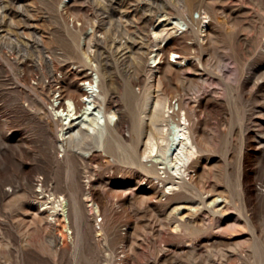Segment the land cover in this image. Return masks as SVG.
<instances>
[{"label":"bare ground","instance_id":"bare-ground-1","mask_svg":"<svg viewBox=\"0 0 264 264\" xmlns=\"http://www.w3.org/2000/svg\"><path fill=\"white\" fill-rule=\"evenodd\" d=\"M89 1L50 0L53 6L59 5L58 14L68 33L49 39L47 48L26 43L24 53L18 45L11 47L16 61L10 64L18 71L20 86L27 91L26 109L42 124L49 141L45 172L33 179L14 174L1 181L0 196L11 204L21 192L23 197L28 194L25 211L32 225L14 227L11 248L16 252V263L26 264L29 255L46 264H91L85 252L89 244L99 249L102 246V241L95 239L99 216L100 229L116 234L130 247L120 264L136 258L139 237L148 229L153 238L167 229L178 239L187 240L170 244L164 251L157 250L153 260L145 264L172 260L191 263L199 258L201 250L204 252V247L221 244L214 235L207 239L212 229L208 214L227 219L233 212L249 232L237 241L232 238L229 244L249 243L254 252L236 253L239 259L253 258L264 263V235H257L254 207L249 204L245 153L239 159L235 181H229L227 187L222 185L218 181L221 167L211 165L215 156L213 138L205 135L204 121L198 118L212 98L187 97V89L197 81L182 72L198 71L205 56L199 62L190 56L195 45H185L183 55L177 53L173 41L160 45L164 34L181 29V36L175 39L184 43L195 35L193 28L205 20L199 35L201 47L209 52L216 47L213 25L202 9L209 2L175 0L184 21L161 14L154 27L157 41L151 42L153 55L145 58L144 53L133 52L132 62L119 66L118 59L112 62L104 52L91 50L95 34L102 30L82 12L81 3ZM210 8L212 15L217 16V9ZM194 9H199L198 19L192 15ZM147 23L151 24L149 19ZM88 27L94 33L88 34ZM227 35L237 58L236 45L243 38L234 28L227 29ZM172 55L176 60L170 58ZM149 60L155 70L146 65ZM94 62L95 66L91 64ZM143 72L148 75L147 80ZM260 84L254 86L259 88ZM256 109V114L264 119V106ZM111 117L117 118L114 125L109 121ZM230 139L228 136L227 143ZM214 169L216 181L209 187L207 179ZM19 179L35 190L26 193L18 189ZM260 191L256 197L264 205V190ZM70 218L74 219L77 236L67 244ZM62 222H66L65 226ZM122 227L124 235H120ZM34 236H39V240L34 242ZM212 256L213 251L208 250L204 264H225L231 257L215 262Z\"/></svg>","mask_w":264,"mask_h":264},{"label":"rangeland","instance_id":"rangeland-1","mask_svg":"<svg viewBox=\"0 0 264 264\" xmlns=\"http://www.w3.org/2000/svg\"><path fill=\"white\" fill-rule=\"evenodd\" d=\"M207 2L209 5L202 9L207 11L206 20L213 25L217 38L216 47L210 52L201 47L202 39L199 35L205 20L193 28L195 35L184 40V43L175 39L181 36V29L171 35L164 34L160 45L164 46L167 42L173 41L178 48L177 53L182 55L186 52L185 45H195L196 48L190 51V56L198 62L202 55L205 56L202 64L198 66V71L182 72V75L193 76L197 81L187 89V97L212 98L210 102L205 103L198 118L204 121L205 135L213 138L215 156L211 165L215 163L221 167L218 169L220 173L218 181L222 185L227 187L230 182L235 181L239 159L241 154L245 153L244 163L247 169L245 181L249 204L250 208L254 207L257 235L260 236L264 235V205L258 201L256 192L264 190V141L262 143L264 119L256 114V108L264 106V0H206ZM81 4L84 15L92 18L93 24L102 30L95 34L91 50L98 49L104 52L112 62L118 59L119 66L124 63L129 65L133 52L144 53L145 58L153 55L151 42L156 40L154 27L159 24L158 17L161 14L184 21L183 16L176 10L175 0H90ZM210 7L217 9V16L212 15ZM58 8L59 5L53 6L50 0H0V185L1 181L14 174L33 179L39 173L45 172L44 161L49 146L47 133L39 120L26 109L27 91L20 86L18 71L10 64L11 61H16L11 54V47L18 45L23 52L26 43L29 46L39 45L47 48L46 43L49 39L65 36L68 30L58 14ZM192 15L198 19L199 9H194ZM147 19L151 24L147 23ZM170 28L169 26L168 29ZM232 28L237 29L243 38V41L236 45L239 52L237 58L233 56L230 38L227 35V29ZM87 33H94V30L88 27ZM81 45L83 47L85 45L84 37ZM23 52L22 54L25 53ZM46 56L49 57L48 54ZM170 58L176 60L174 55ZM91 64L96 65L95 62ZM146 65L153 66L152 61H147ZM88 72L93 73L96 78L95 72L91 70ZM142 75L147 80L146 72ZM257 82L261 83L259 88L254 86ZM84 89L87 90L88 87ZM136 90L139 92L138 88ZM119 97L122 98L121 88ZM111 118L109 121L114 125L117 118ZM228 136L231 139L227 143ZM59 148L62 157V148L60 146ZM214 172L215 169L209 173L207 179L209 187L216 181ZM17 185L18 189L26 193L33 189L20 179ZM36 190L40 191L38 188ZM22 193L13 204L9 199L0 196V264H17L16 252L11 248L14 244V227L19 224L24 227L32 225L31 218L25 211L28 194L23 197ZM50 219L55 221L54 217ZM101 219L102 216H99L100 224ZM207 222L212 227L207 239L214 235L221 240V244L204 247V252L201 250L199 258L191 263L188 260L183 262L172 260L166 264H204L208 250L213 251L212 259L215 262L230 255L225 264H264L259 259L252 258L249 261L239 259L236 253L254 252L249 243L229 244L232 238L237 241L242 236H248L249 232L243 229L244 223L235 212L227 219L209 213ZM61 224L65 226L66 222ZM100 224L96 225L98 233L95 239L99 238L102 246L99 249L95 244L87 245L86 256L90 258L91 264H120L130 247L116 234L101 230ZM124 229L125 227L121 228L120 235H124ZM66 233L70 237L66 243L70 244L71 237L74 239L77 236V228L72 218L67 224ZM39 238L34 236L32 240L36 242ZM186 240L178 239L167 229H163L159 237L153 238L148 229L144 236L139 237L140 247L136 258L127 264L151 262L157 250L164 251L170 244L186 243ZM225 241H228V244L224 243ZM27 257L26 264H46L30 258L29 255ZM81 260L85 261L83 258Z\"/></svg>","mask_w":264,"mask_h":264}]
</instances>
